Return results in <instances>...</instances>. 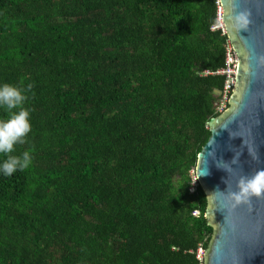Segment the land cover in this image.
Here are the masks:
<instances>
[{
  "label": "trees",
  "instance_id": "trees-1",
  "mask_svg": "<svg viewBox=\"0 0 264 264\" xmlns=\"http://www.w3.org/2000/svg\"><path fill=\"white\" fill-rule=\"evenodd\" d=\"M219 7L0 0V86L33 85L11 153L32 163L0 172V264H203L194 171L232 89Z\"/></svg>",
  "mask_w": 264,
  "mask_h": 264
},
{
  "label": "water",
  "instance_id": "water-1",
  "mask_svg": "<svg viewBox=\"0 0 264 264\" xmlns=\"http://www.w3.org/2000/svg\"><path fill=\"white\" fill-rule=\"evenodd\" d=\"M218 3L237 64L228 108L208 121L210 136L194 171L207 200L204 218L213 230L202 260L264 264V196L238 205L230 199L241 176L264 169V0ZM239 16L247 20L243 26Z\"/></svg>",
  "mask_w": 264,
  "mask_h": 264
},
{
  "label": "clouds",
  "instance_id": "clouds-1",
  "mask_svg": "<svg viewBox=\"0 0 264 264\" xmlns=\"http://www.w3.org/2000/svg\"><path fill=\"white\" fill-rule=\"evenodd\" d=\"M237 20L241 26L247 23L243 16H239ZM220 28L222 29V25ZM32 88V84H28L26 88H17L9 84L0 86V107L9 113L7 119L0 120V154L7 156V159L0 164V172L6 177L16 171H24L32 163L30 151H25L22 156L11 155L15 145L26 143V137L31 131L30 111L24 107V104L28 99L26 93ZM236 159L238 156L234 158ZM262 196H264V169L252 175L241 176L238 180V191L231 193L230 199L234 205H238L247 203L252 197Z\"/></svg>",
  "mask_w": 264,
  "mask_h": 264
},
{
  "label": "built area",
  "instance_id": "built-area-1",
  "mask_svg": "<svg viewBox=\"0 0 264 264\" xmlns=\"http://www.w3.org/2000/svg\"><path fill=\"white\" fill-rule=\"evenodd\" d=\"M236 64H237V57L229 44L226 48L225 63H224L225 67L219 71V73L225 75L226 77L225 91L229 90L234 84Z\"/></svg>",
  "mask_w": 264,
  "mask_h": 264
},
{
  "label": "rangeland",
  "instance_id": "rangeland-1",
  "mask_svg": "<svg viewBox=\"0 0 264 264\" xmlns=\"http://www.w3.org/2000/svg\"><path fill=\"white\" fill-rule=\"evenodd\" d=\"M221 25H222V23H221V21L219 20V23H218V25L217 26H215L214 27V29H217V28H220L221 27ZM221 107H223V106H221ZM200 253V255L202 256L203 255V251L202 252H199ZM202 258V257H201Z\"/></svg>",
  "mask_w": 264,
  "mask_h": 264
}]
</instances>
